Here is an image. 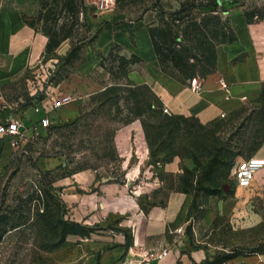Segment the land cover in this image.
Listing matches in <instances>:
<instances>
[{
  "label": "rangeland",
  "instance_id": "rangeland-1",
  "mask_svg": "<svg viewBox=\"0 0 264 264\" xmlns=\"http://www.w3.org/2000/svg\"><path fill=\"white\" fill-rule=\"evenodd\" d=\"M155 2L86 0L77 36L48 53L42 24H30L38 14L39 1L0 0V52L14 50L24 58L10 81L0 86V125L7 120L2 116L6 111L19 114L24 107L50 108L62 96H70L79 109L73 118H54L46 128L16 137L13 151L0 153V264H87L96 235L122 231L130 241L153 221L155 211L167 212L168 219L159 233L146 236L152 248H147L148 256H157L173 245L202 249L207 253L205 259L211 260L231 252L264 254V166L249 187L238 186L232 173L238 160L255 155L264 145V81L259 93L207 121L173 111L157 90L165 78L187 84L197 94L203 79L183 82L161 66L148 26L157 21L160 7L171 12L180 3ZM252 6L263 7L264 0L225 4L232 18ZM76 44L81 45L79 56L66 62ZM256 44L238 40L219 45L217 68L208 76L222 88L229 87V67L246 61L255 49L264 58V45L256 48ZM114 47V55L135 53L141 58L127 77L118 80L108 70L109 52ZM128 82L147 86L145 92L161 103L164 112L189 118L188 123L182 122L183 131L173 142L174 158L155 152L140 118L127 120L129 104L123 97L116 105L101 104L100 91ZM209 129L216 132L206 134ZM214 136L234 160L226 179L228 189L218 195L183 192L181 177L186 168L195 166L190 153L207 152L216 145ZM43 157L58 158L65 169L55 167L50 173L38 169L36 162ZM85 170L94 171L96 179L80 189L82 199L73 206L56 184L65 171ZM226 172L219 169L216 181L225 178ZM50 187L55 197L47 195ZM173 197L178 200L175 206L170 205ZM44 202L51 204L55 217L86 226L87 234L70 233L61 241L60 233L45 229L38 220L36 211L39 206L44 208Z\"/></svg>",
  "mask_w": 264,
  "mask_h": 264
},
{
  "label": "trees",
  "instance_id": "trees-1",
  "mask_svg": "<svg viewBox=\"0 0 264 264\" xmlns=\"http://www.w3.org/2000/svg\"><path fill=\"white\" fill-rule=\"evenodd\" d=\"M39 11L30 24L36 26L42 24L45 34L48 36L46 51H55L67 39L77 36V29L82 26L80 14L85 8L86 0H38ZM179 8L167 12L163 7L159 8L158 19L148 26V32L157 58L163 67L174 77L183 82H195L199 78L205 79L217 68V49L221 44L233 43L241 39L264 40V6H252L238 13L235 18L229 15L225 7L227 1L236 3L238 0H178ZM161 0H156L160 4ZM224 13H227L225 16ZM80 38L77 37V40ZM83 39H81L82 41ZM116 48H120L117 44ZM80 44L67 54L65 61H71L79 56ZM112 48L109 52L110 66L108 70L116 79L128 76L131 67L141 58L132 53L130 56L114 55ZM119 50V49H118ZM149 90L145 85L115 83L107 86L98 93L103 97L101 104L110 102L112 105L119 103L123 97L128 105L127 120L140 118L146 130L147 138L155 152L163 151L168 158L177 155L173 148V142L183 131L182 122L188 123V117L164 112L161 103L153 101L145 91ZM124 93V94H123ZM38 122V121H37ZM212 124V122H211ZM218 126V123L215 125ZM201 128L207 125L200 124ZM189 131V130H187ZM209 129L206 134L215 133ZM190 133V132H189ZM216 145L207 152L200 154L192 151L191 157L195 162L192 169L186 168L181 177L180 188L185 193L204 192L207 195H218L228 189L226 180L230 169L234 164L231 160L232 153L224 152V147L214 136ZM263 141L259 143V146ZM254 156V155H252ZM251 157V156H250ZM249 158V157H248ZM63 164L55 170H64ZM219 169H225L226 176L216 181L215 175ZM48 171V173H50ZM74 174V171H65L59 178ZM196 179V180H195ZM55 180H52L54 182ZM47 195L55 197L54 188L46 189ZM42 226L55 233H60L61 241L70 233L87 234L86 226L75 221L64 220L55 217L50 203L44 202V208L40 206L36 211ZM4 219V217H1ZM240 253L231 252L224 257H216L213 260L205 259L201 264H224L239 256Z\"/></svg>",
  "mask_w": 264,
  "mask_h": 264
},
{
  "label": "crops",
  "instance_id": "crops-1",
  "mask_svg": "<svg viewBox=\"0 0 264 264\" xmlns=\"http://www.w3.org/2000/svg\"><path fill=\"white\" fill-rule=\"evenodd\" d=\"M250 40V39H241ZM238 41V40H237ZM240 41V40H239ZM257 43L256 48H262L264 40H250ZM254 47V46H253ZM257 49L253 50L247 60L228 69V80L231 85L222 88L216 83L215 79L207 76L202 81V91L197 94L191 91L187 84L172 78H165L163 84L159 86L158 93L168 102L170 108L176 113L193 114L207 121L224 110L236 107L239 101L254 93H259L260 84L264 81V58L258 55ZM0 52V86L8 83L10 78L15 75L21 61L24 60L21 54H16L13 50L4 53ZM28 59V58H27ZM26 60V58H25ZM253 90H251V89ZM7 108V107H6ZM78 105L71 101L61 108L49 110L51 119L68 120L78 114ZM45 115V110L36 112L34 107H24L20 113L6 111L2 114L4 118L13 117L22 118L25 126H32L35 121L40 120ZM36 121V122H37ZM24 136L33 133L32 129H27ZM18 136L10 138L0 135V153L4 155L13 151V140ZM264 159V145L254 155ZM61 161L58 158L43 157L38 159L36 166L40 170H50L57 167ZM96 173L92 170L80 171L72 176L64 177L57 182L61 187L65 200L73 206L82 199L80 189L94 183ZM178 203L177 198H172L170 205L175 206ZM167 212H153L150 222L145 229L132 235L131 240L122 231L108 230L95 236V240L89 246V252L86 256L87 264H201L207 257V253L202 249L187 250L179 245L166 247L167 255L157 258L156 255H146L148 247L146 243L147 235L159 233L158 229L168 219ZM162 231V230H161ZM151 233V234H150ZM140 245H144L143 247ZM157 248V247H156ZM224 264H264V254L239 255Z\"/></svg>",
  "mask_w": 264,
  "mask_h": 264
},
{
  "label": "built area",
  "instance_id": "built-area-1",
  "mask_svg": "<svg viewBox=\"0 0 264 264\" xmlns=\"http://www.w3.org/2000/svg\"><path fill=\"white\" fill-rule=\"evenodd\" d=\"M71 101L72 98L67 95L54 99L50 108H45L44 106L36 107V112H39L44 109L45 115L41 117L38 122H35L32 126L28 128L25 126V123L22 118L14 119L13 117H7V120L4 122V124L0 125V135L7 138L20 135L24 136V132L27 129H32L33 132H35L39 127L46 128L52 123V119L49 116V110L61 108ZM262 166H264V159L258 158L256 156H251L249 158H242L238 160L232 170L233 177L238 186L249 187L255 177L256 172ZM167 253L168 250L164 249L156 257L162 258L163 256L167 255Z\"/></svg>",
  "mask_w": 264,
  "mask_h": 264
}]
</instances>
